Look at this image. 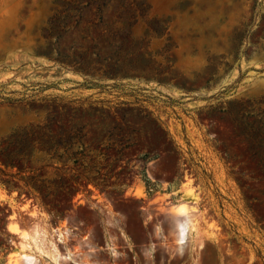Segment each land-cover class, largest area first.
I'll use <instances>...</instances> for the list:
<instances>
[{
  "label": "rangeland",
  "instance_id": "rangeland-1",
  "mask_svg": "<svg viewBox=\"0 0 264 264\" xmlns=\"http://www.w3.org/2000/svg\"><path fill=\"white\" fill-rule=\"evenodd\" d=\"M0 264H264V0H0Z\"/></svg>",
  "mask_w": 264,
  "mask_h": 264
},
{
  "label": "water",
  "instance_id": "water-1",
  "mask_svg": "<svg viewBox=\"0 0 264 264\" xmlns=\"http://www.w3.org/2000/svg\"><path fill=\"white\" fill-rule=\"evenodd\" d=\"M173 224L176 229L177 235L182 238L184 233V224L182 219H180L179 217H174Z\"/></svg>",
  "mask_w": 264,
  "mask_h": 264
},
{
  "label": "trees",
  "instance_id": "trees-1",
  "mask_svg": "<svg viewBox=\"0 0 264 264\" xmlns=\"http://www.w3.org/2000/svg\"><path fill=\"white\" fill-rule=\"evenodd\" d=\"M50 149H51V147H48V148H45L44 151H45V152H49ZM86 178H87V180H89V181L91 180L90 177H86ZM148 188H149V186H148Z\"/></svg>",
  "mask_w": 264,
  "mask_h": 264
},
{
  "label": "bare ground",
  "instance_id": "bare-ground-1",
  "mask_svg": "<svg viewBox=\"0 0 264 264\" xmlns=\"http://www.w3.org/2000/svg\"><path fill=\"white\" fill-rule=\"evenodd\" d=\"M26 236H27V235H26ZM28 236H29V235H28ZM31 237H32V236H31ZM178 237H179V236H178ZM32 238H33V237H32ZM32 238H31V239H32ZM179 238H180V237H179ZM24 239H25V238H24ZM28 239H29V237H28ZM35 241H36V240H35ZM30 242H31V241H30ZM32 243H33V242H32ZM34 244H35V242H34ZM36 244H37V243H36ZM25 257H26V256H25Z\"/></svg>",
  "mask_w": 264,
  "mask_h": 264
}]
</instances>
